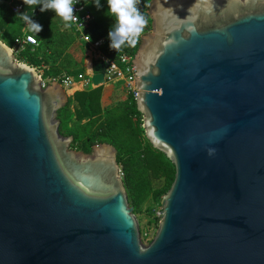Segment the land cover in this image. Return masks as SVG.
I'll use <instances>...</instances> for the list:
<instances>
[{
  "label": "water",
  "instance_id": "1",
  "mask_svg": "<svg viewBox=\"0 0 264 264\" xmlns=\"http://www.w3.org/2000/svg\"><path fill=\"white\" fill-rule=\"evenodd\" d=\"M137 109L173 162L142 239L117 148L72 147L46 82L0 37V264H264V0H150ZM106 83L104 63L88 74Z\"/></svg>",
  "mask_w": 264,
  "mask_h": 264
},
{
  "label": "trees",
  "instance_id": "2",
  "mask_svg": "<svg viewBox=\"0 0 264 264\" xmlns=\"http://www.w3.org/2000/svg\"><path fill=\"white\" fill-rule=\"evenodd\" d=\"M5 1L0 0V37L11 47L16 39L23 38L27 33L33 34L38 41V44H26L24 49L16 53V58L35 66L46 82L60 78L64 73L80 81L85 73L87 43L81 39L73 25L66 27L63 19L54 11L41 12L42 5H25L23 0L24 11L15 14ZM83 1L87 3L88 10L102 15L92 23V39L102 38L101 50L110 57H116L118 50L109 47L108 33L114 30L117 21L109 13L107 0H100L99 8L95 0ZM43 2L41 0V4ZM149 2L139 0L137 7L145 19L151 21ZM23 14L42 25V30L37 34L29 31L27 22L22 19ZM139 43L140 38L135 47L124 45L121 49L135 54ZM102 92V86L93 88L91 85L77 90L70 97L69 103L59 111L61 132L74 135L72 147L84 152H91L95 144L103 142L117 148V159L122 166V176L134 212L140 223L145 212L150 217L141 231L157 230L161 216L155 215V208L151 204L153 201L161 203L175 179V166L146 137L143 117L137 109L134 95H127L113 105L104 106Z\"/></svg>",
  "mask_w": 264,
  "mask_h": 264
},
{
  "label": "built area",
  "instance_id": "3",
  "mask_svg": "<svg viewBox=\"0 0 264 264\" xmlns=\"http://www.w3.org/2000/svg\"><path fill=\"white\" fill-rule=\"evenodd\" d=\"M6 4L12 8L15 13H20L24 11V5L21 0H7ZM74 15L79 18L77 22L72 23L75 30L80 34L82 40H84L88 47L96 50L97 52V61H102L104 63V73L106 82H115L123 81L126 88L127 95H134L135 99L137 97V88H136V68L132 66L133 59L135 54L126 52L124 49H119L117 51L116 57H110L101 50L103 39L93 40L89 32L90 24L92 17L87 11V5L83 0H75L74 4ZM146 26L141 34V36L151 30V21L146 20ZM28 36H34L31 34L25 35L23 38H18L15 40L14 46L12 48L15 50V53L24 49V46L28 43ZM140 36V37H141ZM36 39V37L34 36ZM37 41V39H36ZM38 44V41L37 43ZM136 76V77H135ZM61 81L65 87L72 88L76 85L78 81L69 74H64L60 78H54ZM90 84V78L85 80V86ZM158 216H161V212ZM156 230L147 229L142 232V239L148 243L152 240Z\"/></svg>",
  "mask_w": 264,
  "mask_h": 264
},
{
  "label": "clouds",
  "instance_id": "4",
  "mask_svg": "<svg viewBox=\"0 0 264 264\" xmlns=\"http://www.w3.org/2000/svg\"><path fill=\"white\" fill-rule=\"evenodd\" d=\"M25 5H42L40 11L52 10L63 19L66 27L71 23L77 22L79 18L74 15L75 0H23ZM139 0H107L108 10L114 15L117 21L114 30H110L108 37L110 39L109 47L116 51L122 46L135 47L146 26V19L139 11L137 4ZM97 8L100 7V0H95ZM22 19L27 22L28 30L39 33L42 25L34 22L27 14L22 15ZM28 41L36 44L34 36H28Z\"/></svg>",
  "mask_w": 264,
  "mask_h": 264
},
{
  "label": "crops",
  "instance_id": "5",
  "mask_svg": "<svg viewBox=\"0 0 264 264\" xmlns=\"http://www.w3.org/2000/svg\"><path fill=\"white\" fill-rule=\"evenodd\" d=\"M22 2V1H21ZM6 3V2H5ZM23 3V2H22ZM7 5V4H6ZM87 5V3H86ZM7 7L13 12L15 13L11 7H9L7 5ZM89 8H87V11L88 13H90L91 17H92V20H91V27L89 28V32L90 34L92 35V23L94 24V22L100 18L102 15L98 12H94L92 11L91 9L88 10ZM16 14V13H15ZM72 24V23H71ZM73 25V24H72ZM75 29V28H74ZM76 31V30H75ZM77 32V31H76ZM27 33V32H26ZM27 34H31V33H27ZM25 34V35H27ZM33 35V34H31ZM80 35V34H79ZM98 62L97 61V52L96 50L94 49H91L88 47L87 45V48L85 50V59H84V66H85V73L81 76V80L83 81V88L82 89H78V90H83L85 88V80H88V74L93 70V66L94 64ZM65 74V73H64ZM72 76V75H71ZM112 83H121V94H118V91H117V88L115 87L114 84ZM74 88V87H72ZM71 89V88H70ZM102 89H103V92H102V102H103V105L104 106H107L108 104H105L106 101H109L108 99H110L111 97H114V95H117L115 96V98H118V97H122L121 99H125V97L127 96L126 94V88H125V84L123 81H115V82H106L104 85H102ZM110 96V97H109ZM109 97V98H108Z\"/></svg>",
  "mask_w": 264,
  "mask_h": 264
},
{
  "label": "rangeland",
  "instance_id": "6",
  "mask_svg": "<svg viewBox=\"0 0 264 264\" xmlns=\"http://www.w3.org/2000/svg\"><path fill=\"white\" fill-rule=\"evenodd\" d=\"M112 84H114L115 85V87L117 88V91H118V94H121L122 92V90H121V83H117V84H115V83H112ZM89 85H91V84H89ZM88 85V86H89ZM74 88H71V92H73V91H75V90H78V89H82L83 88V81L82 80H80V81H78L77 83H76V85L75 86H73ZM87 86H85V88H86ZM115 96H117V95H114V97H111L110 99H108L109 101H106L105 102V104H108V105H113V104H115V103H117V102H119V101H121V100H123V99H121L122 97H118V98H115ZM110 97V96H109ZM108 97V98H109ZM160 205H161V203H159V202H155V201H153L152 202V204H151V206H153L154 208H155V215L156 216H158L159 214H160V212H161V209H160ZM147 206V205H146ZM145 207V206H144ZM143 218H142V220H141V223H140V226H141V228H145V226L147 225L146 224V222H147V220L150 218L149 217V215H148V213H144L143 215Z\"/></svg>",
  "mask_w": 264,
  "mask_h": 264
}]
</instances>
